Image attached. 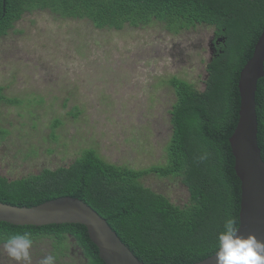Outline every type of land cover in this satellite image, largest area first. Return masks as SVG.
Returning <instances> with one entry per match:
<instances>
[{
  "label": "trees",
  "instance_id": "trees-1",
  "mask_svg": "<svg viewBox=\"0 0 264 264\" xmlns=\"http://www.w3.org/2000/svg\"><path fill=\"white\" fill-rule=\"evenodd\" d=\"M36 11L87 19L98 29L161 23L179 34L199 24L214 26L216 53L208 61L204 89L178 76L169 81L177 100L171 109L173 132L165 163L135 169L87 149L69 165L42 166L23 175L0 171V201L33 206L63 196L80 198L107 219L146 264H192L214 255L226 219L240 225L242 182L230 138L240 116V73L264 31V0H0V38ZM257 102L264 158V77ZM16 103L0 86V143L7 147L12 131L2 123V107ZM60 123L56 120L54 128ZM17 153L27 158L37 150ZM204 154L207 159L199 160ZM148 176L178 183L188 196L174 199L147 185ZM24 232L32 234L33 257L35 252L40 259L54 255L56 264H106L83 224L39 227L0 221V247L9 236ZM46 241L50 247L43 251L40 245Z\"/></svg>",
  "mask_w": 264,
  "mask_h": 264
},
{
  "label": "rangeland",
  "instance_id": "rangeland-1",
  "mask_svg": "<svg viewBox=\"0 0 264 264\" xmlns=\"http://www.w3.org/2000/svg\"><path fill=\"white\" fill-rule=\"evenodd\" d=\"M214 33L205 24L173 34L161 23L110 30L49 11L26 14L0 38V86L17 100L2 107L12 133L9 147L0 143V171L23 175L69 165L87 149L135 169L165 163L177 100L169 81L178 76L204 89ZM32 148L37 153L27 158L17 153ZM144 181L174 199L188 196L178 183ZM34 254L31 264H39ZM0 264L25 262L1 246Z\"/></svg>",
  "mask_w": 264,
  "mask_h": 264
},
{
  "label": "water",
  "instance_id": "water-1",
  "mask_svg": "<svg viewBox=\"0 0 264 264\" xmlns=\"http://www.w3.org/2000/svg\"><path fill=\"white\" fill-rule=\"evenodd\" d=\"M264 77V31L240 73V116L230 138L235 169L242 182L239 233L264 240V158L259 144L257 93ZM0 221L14 225L83 224L106 264H146L127 246L108 220L84 200L63 196L38 205L19 206L0 201ZM217 253V252H216ZM216 253L192 264H216Z\"/></svg>",
  "mask_w": 264,
  "mask_h": 264
},
{
  "label": "clouds",
  "instance_id": "clouds-1",
  "mask_svg": "<svg viewBox=\"0 0 264 264\" xmlns=\"http://www.w3.org/2000/svg\"><path fill=\"white\" fill-rule=\"evenodd\" d=\"M198 159H207V154ZM238 233L236 220L231 217L226 219L223 231L218 235L216 264H264V240L258 239L254 233L247 236ZM33 243L32 234L24 232L9 236L3 248L13 260L31 264L30 249ZM39 264H56V257L52 254L45 255L39 260Z\"/></svg>",
  "mask_w": 264,
  "mask_h": 264
},
{
  "label": "flooded vegetation",
  "instance_id": "flooded-vegetation-1",
  "mask_svg": "<svg viewBox=\"0 0 264 264\" xmlns=\"http://www.w3.org/2000/svg\"><path fill=\"white\" fill-rule=\"evenodd\" d=\"M215 37H216V35L214 34L213 36H212V38H211V42H210V44H211V47H210V52H211V55H210V59L213 57V55H215V53H216V49L214 48V43H213V41L215 40ZM207 76H208V73H207ZM206 76V77H207Z\"/></svg>",
  "mask_w": 264,
  "mask_h": 264
}]
</instances>
